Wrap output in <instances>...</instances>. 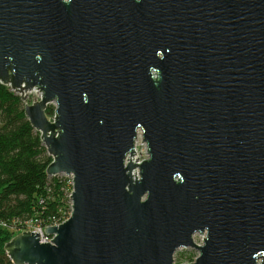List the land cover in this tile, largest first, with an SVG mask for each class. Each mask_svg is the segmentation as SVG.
Segmentation results:
<instances>
[{"label":"water","instance_id":"1","mask_svg":"<svg viewBox=\"0 0 264 264\" xmlns=\"http://www.w3.org/2000/svg\"><path fill=\"white\" fill-rule=\"evenodd\" d=\"M0 85L72 183L11 264H264V0H0Z\"/></svg>","mask_w":264,"mask_h":264},{"label":"trees","instance_id":"2","mask_svg":"<svg viewBox=\"0 0 264 264\" xmlns=\"http://www.w3.org/2000/svg\"><path fill=\"white\" fill-rule=\"evenodd\" d=\"M53 109L49 106L47 115ZM51 161L20 97L0 85V264H11L3 247L15 235L62 223L70 215L71 187L60 175H46Z\"/></svg>","mask_w":264,"mask_h":264},{"label":"rangeland","instance_id":"3","mask_svg":"<svg viewBox=\"0 0 264 264\" xmlns=\"http://www.w3.org/2000/svg\"><path fill=\"white\" fill-rule=\"evenodd\" d=\"M136 152L137 156L140 159L147 158L146 155V148L145 145L141 143V139H138V142L136 144ZM202 237L196 234L194 236V241L196 244H201ZM198 256V253L195 250L192 249H179L174 254V263L175 264H183V263H191L194 261V259Z\"/></svg>","mask_w":264,"mask_h":264},{"label":"built area","instance_id":"4","mask_svg":"<svg viewBox=\"0 0 264 264\" xmlns=\"http://www.w3.org/2000/svg\"><path fill=\"white\" fill-rule=\"evenodd\" d=\"M60 176H62V175H60ZM62 177H64V178L67 179V183H68L69 186L72 188L71 178H68V177H65V176H62ZM64 221H65V220H64ZM59 224H61V223H59ZM59 224H55V225H53V226H57V225H59ZM43 230H44V228H40V227H37V226H33V227H29V228H28L27 230H25V231H33V232H36V233H38V234L40 235V237H41V242H42V243H49V242H50V237L44 236V234H43Z\"/></svg>","mask_w":264,"mask_h":264}]
</instances>
